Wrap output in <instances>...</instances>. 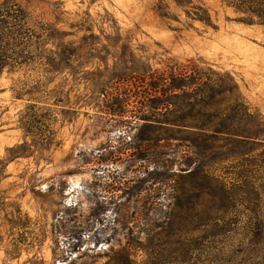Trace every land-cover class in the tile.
I'll list each match as a JSON object with an SVG mask.
<instances>
[{"label":"rangeland","instance_id":"obj_1","mask_svg":"<svg viewBox=\"0 0 264 264\" xmlns=\"http://www.w3.org/2000/svg\"><path fill=\"white\" fill-rule=\"evenodd\" d=\"M7 1L34 35L28 63L0 76V264H124L123 249L130 264L263 262L249 245L264 237V151L213 165L215 198L183 178L193 139L142 141L151 129L132 112L144 74L198 68L229 74L264 117V26L222 0ZM199 6L216 29L193 20ZM102 84L129 91L125 113ZM154 163L167 186L147 182Z\"/></svg>","mask_w":264,"mask_h":264},{"label":"trees","instance_id":"obj_2","mask_svg":"<svg viewBox=\"0 0 264 264\" xmlns=\"http://www.w3.org/2000/svg\"><path fill=\"white\" fill-rule=\"evenodd\" d=\"M222 1L244 15L238 18L239 22L264 26V0ZM194 9L196 12L193 20L216 29L206 9L202 6ZM154 11L160 18H169L168 7L163 1H160ZM29 21L28 14L18 4L5 0L0 5V76L5 70L16 71V68L26 65L30 60L26 56V49L31 47L34 34ZM142 80L144 96L137 102L140 104L139 111L132 113L135 120L143 122V126L151 131L149 137L141 140L158 143L164 139L185 141L192 138L193 148L190 150L196 151L192 152L193 160L187 159L184 163L190 172L185 177L176 172L172 174L196 181L200 193L213 194L215 190L213 195L216 198L217 192H223V185L220 186L208 172L213 165L264 151V117L251 112L242 98L236 95L238 86L229 74L216 73L211 69L206 72L198 68H178L168 75L144 74ZM111 89L102 84L98 94H107V107L115 114L125 113L120 109L130 106V97H127L129 91ZM227 99L233 102L231 108L217 106ZM196 140L201 143L196 144ZM154 164L155 168L149 172L150 180L147 182L167 186L168 180L157 182L153 177L162 174L158 172L157 163ZM2 165L0 161L1 168ZM174 187L173 185V189ZM161 192L159 190L160 195ZM154 199L160 198L155 196ZM212 220V216H209L201 225L206 229ZM189 221L190 224L193 223ZM216 231L213 230V237L220 235ZM204 232L206 230L200 233ZM120 254L124 258V264L131 263L126 249ZM249 254L254 258L263 256L260 261L264 260V237H256L250 242ZM118 262L121 263L119 260ZM258 264H264V261Z\"/></svg>","mask_w":264,"mask_h":264}]
</instances>
